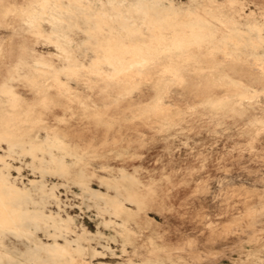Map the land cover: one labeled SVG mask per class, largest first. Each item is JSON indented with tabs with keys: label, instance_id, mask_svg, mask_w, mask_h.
Returning <instances> with one entry per match:
<instances>
[{
	"label": "rangeland",
	"instance_id": "374dc122",
	"mask_svg": "<svg viewBox=\"0 0 264 264\" xmlns=\"http://www.w3.org/2000/svg\"><path fill=\"white\" fill-rule=\"evenodd\" d=\"M38 2L0 0V167L24 183L40 179L32 158L9 156L7 146L48 136L62 147L55 154L80 159L89 186L110 201L115 185L129 196L101 217L93 201L82 204L74 180L46 175L78 217L69 236L103 233L83 238V253L68 248L74 259L65 264H264V58L250 36L264 35V0H200L135 34L106 20L95 1L81 16L97 12L100 29L72 32L66 52L44 27L26 30ZM30 46L50 67L26 64ZM19 66L25 75L9 81ZM241 74L263 88L241 85ZM0 194V231L9 233L18 216L1 183Z\"/></svg>",
	"mask_w": 264,
	"mask_h": 264
},
{
	"label": "bare ground",
	"instance_id": "6f19581e",
	"mask_svg": "<svg viewBox=\"0 0 264 264\" xmlns=\"http://www.w3.org/2000/svg\"><path fill=\"white\" fill-rule=\"evenodd\" d=\"M95 1L99 2V6H101L102 9L100 12L104 14L103 17H105L106 20L113 24H117L118 29L127 31L131 34L139 33L141 30H145L146 28L144 27V24L146 21L152 20L155 23L164 24L167 21V15L169 13H178L183 10H187L188 8H195L200 5V0H189L187 5L180 4L175 0H40V2L35 4V8L29 12L28 19L26 20V30L31 31L35 26L37 27V25L44 27L49 34V39L56 43L61 50L65 51L64 46L72 43V32L77 33L79 30L100 29L96 26L98 18L95 13L97 12H86L88 13L87 16H81L85 13L84 10L86 8L93 7L95 5ZM250 36L256 37L260 41V44L257 47L258 50H255L254 54L264 58V35L251 31ZM93 37L89 36L88 39ZM248 39H250V37H248ZM84 42V40L80 41V46H84ZM28 49L30 52V60L25 62L29 67H32L33 69L50 67V62L44 53L39 51L35 46H30ZM84 52H87V50H84ZM78 53L81 54L80 52ZM257 64H255L254 68ZM257 70L259 71L260 69ZM15 71L18 76L11 74L9 81L25 75V73H23V67H16ZM238 78L239 83L243 86L256 90H261L263 88V83L257 79L246 77L243 74L239 75ZM144 79L147 80L146 77ZM123 81L125 82V80ZM137 81L138 80H136V82ZM140 81H142V78ZM148 81L150 82L149 79ZM114 82L112 81V83ZM4 86L9 89L14 87L11 83L8 84V82L5 83ZM206 92H209V90ZM204 95L203 98L205 97ZM199 97H202V95ZM169 107L170 105L168 108ZM168 111L165 112L167 113ZM155 112L158 111L155 110ZM161 114L163 113H160V115ZM135 115L132 116L134 117ZM114 142L116 143V141ZM61 149L62 147L60 145H56L55 142H53L48 136L44 139L36 138V141L29 145L20 142L8 143V155L15 156L20 159L30 156L32 160L28 162V165L34 169L35 173L38 171L41 178L33 180L29 179L28 183H24L23 181H19L20 179L18 177H14L10 173L9 166L6 162H4L2 167H0L1 190L6 197V203L10 206V213L18 216V225L13 228V230L9 233L5 230L0 231V248L4 249V254L0 256V264H65L67 260L74 259L69 255L68 248H71L78 253H83L85 251V246L82 242L83 238H86L87 240L102 238L103 233L100 230L93 233L85 228L82 229V237L74 238L69 236L70 227L72 230L76 227V215L74 216L69 214V207H67V205L61 200L60 196L55 192L56 185H48L46 183L47 180L45 177L50 173V171L54 170L60 178H68L67 181L74 180L75 184L80 187V190L84 194L82 204L89 208L91 206L89 201H93L94 206L97 209L98 216L104 217L107 213L112 212L116 205L121 206L129 199V196L116 185L112 187L114 195H112L111 201L108 199L109 194L100 189H95L89 186L87 184L89 176L81 166L80 159L77 157L72 161H68L65 154L57 155L54 153L55 150ZM37 152L42 153L37 154ZM70 176L72 178H70ZM123 178L134 179L133 177L126 176L125 174H123ZM20 182L22 183L21 185L19 184ZM80 195L82 197V194ZM53 207H56V211L52 210ZM81 227H83L82 224ZM38 231L44 232L46 237L51 238V241L44 242L40 239ZM263 232L260 233L263 234ZM9 234H14L18 238L17 242L9 243ZM192 243L197 246L200 244L196 239H194Z\"/></svg>",
	"mask_w": 264,
	"mask_h": 264
}]
</instances>
